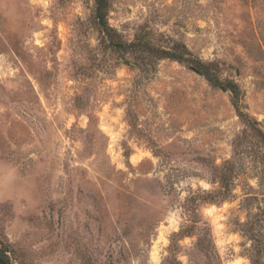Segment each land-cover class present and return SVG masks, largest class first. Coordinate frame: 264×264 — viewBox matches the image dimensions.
Segmentation results:
<instances>
[{
    "label": "rangeland",
    "instance_id": "obj_1",
    "mask_svg": "<svg viewBox=\"0 0 264 264\" xmlns=\"http://www.w3.org/2000/svg\"><path fill=\"white\" fill-rule=\"evenodd\" d=\"M108 2L134 45L95 0H0V161L32 179L4 261L264 264V0Z\"/></svg>",
    "mask_w": 264,
    "mask_h": 264
},
{
    "label": "trees",
    "instance_id": "obj_2",
    "mask_svg": "<svg viewBox=\"0 0 264 264\" xmlns=\"http://www.w3.org/2000/svg\"><path fill=\"white\" fill-rule=\"evenodd\" d=\"M108 9H109V2L108 0H95V17L98 21L99 26L101 29L105 32L106 38L108 39L109 42H111L114 46L125 48L126 46H131L134 45V42H125L121 41L118 39V33L108 24L107 22V14H108ZM152 48V46H149ZM182 51H178L176 49L172 50H161L157 49L156 53L158 54L159 57H168L171 59L178 60L180 62H185L189 65L190 68L196 70L198 73L202 74L203 76L206 77V79L213 84L214 86L227 89L231 91L233 98L237 99L239 95V90L237 85L230 81V80H221L218 78L214 70L211 69L210 64H203L200 62L198 59H194L190 56H187V54H190V51L185 45H182ZM224 179L221 180V186L224 187V191L219 192L218 195L224 196L225 191H228V186H225ZM210 196V195H208ZM212 196H215L214 194ZM184 233H188L187 230H181L180 232L177 233V235H183ZM253 254L251 256L253 264H262L260 262V249L253 250ZM0 257L7 262V256L5 255L4 251L0 248ZM4 261V262H5ZM5 262V264H6Z\"/></svg>",
    "mask_w": 264,
    "mask_h": 264
},
{
    "label": "clouds",
    "instance_id": "obj_3",
    "mask_svg": "<svg viewBox=\"0 0 264 264\" xmlns=\"http://www.w3.org/2000/svg\"><path fill=\"white\" fill-rule=\"evenodd\" d=\"M32 179L10 161H0V201L23 200L30 195Z\"/></svg>",
    "mask_w": 264,
    "mask_h": 264
},
{
    "label": "water",
    "instance_id": "obj_4",
    "mask_svg": "<svg viewBox=\"0 0 264 264\" xmlns=\"http://www.w3.org/2000/svg\"><path fill=\"white\" fill-rule=\"evenodd\" d=\"M0 264H5L4 260L0 257Z\"/></svg>",
    "mask_w": 264,
    "mask_h": 264
}]
</instances>
